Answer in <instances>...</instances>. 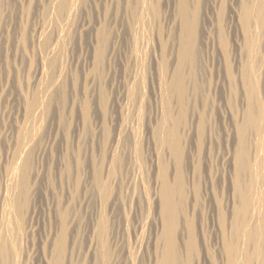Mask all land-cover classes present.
<instances>
[{
	"label": "bare ground",
	"instance_id": "bare-ground-1",
	"mask_svg": "<svg viewBox=\"0 0 264 264\" xmlns=\"http://www.w3.org/2000/svg\"><path fill=\"white\" fill-rule=\"evenodd\" d=\"M74 1L45 0L47 5H45L43 1L42 3L44 4V6L41 2L38 3H41L42 5H39H41L43 8H46V10H48L49 7H52V9L54 8V12H56L57 17H62V19L64 18L65 20H68L76 15L79 5L81 4L82 6V0H76V2ZM201 1L202 0H150L149 3L151 2V5L149 4V7H147L146 9L139 12L137 8L138 6L136 4V7L133 6L135 8L132 10V12H134V15H131L132 13H130L131 16H134L132 19L134 20V22L132 20H129L132 21L133 25H131L132 27L130 26L128 28L126 39L124 37L126 41L125 50L127 51L126 53H124V62L121 59L123 68L121 72L124 73V77L126 78L125 81H127V83H125L124 89H122V93L120 92L119 95L122 102H115L116 104H114L112 107L113 113L111 114H113V118H110L112 119L111 125H109L110 129H108L110 130V135L107 139L108 141L106 145V155L104 154L106 157V161L104 163H106L105 174L107 180L104 191L106 190L105 193L107 194V196L105 195V199L109 200V203L107 202L109 219H103L108 221V226L100 227V225L102 224L98 223L99 219H97V221L94 220L97 218V216H95L96 218H93L91 216L92 221L90 223L87 222L88 225L86 228L84 226L85 232H83L85 233L89 241L92 238L95 239V237L98 236L99 233L105 234L107 236L106 240H104L103 242L104 247H100L104 248V250L102 249L103 251H101L103 255H101L103 257L102 261L106 264H264V226L262 225V222L264 224V201L262 200L263 202H260L261 198L264 196V173H258L259 170L258 172L256 170L257 173L254 172V174L256 173V176H251V178H255L249 181V177L247 178L248 181L245 182V176H247V172L250 170V168H252L250 167L252 166V163H250V159H252L250 156L252 155L249 154V151H251V147L249 148V143H251L249 142L251 141L249 139L250 130L253 127H256L257 131L255 132H258L257 134L259 135V132L263 131L262 129H264V118L262 119L261 117L263 115L259 116L261 113L258 114V110H260L259 108L264 105V97L261 100L259 99L258 93H260L261 91H258V86L256 84H259L260 82L257 83L258 80L255 81L257 72L258 76H261V72L263 71L262 73H264V70L256 67L257 63L255 64L254 62V60L256 61V59H253L254 56L256 57V54L253 56L254 52H256L259 48L263 49L264 51V0H205L206 2H204V4L201 3ZM8 6L9 0H0V15H2L5 10H9ZM131 7L132 5L130 6V8ZM147 10L151 11L155 15L153 22L155 21L156 23V26H154V28L156 27V29H154V31L151 30L153 32L151 37L150 35H148L150 38L147 39V42H143L141 38H143L144 34L141 37L140 27L143 26V24H141V20L143 14L147 13ZM129 24L131 23L129 22ZM125 28L127 29L126 26ZM124 31L126 32V30ZM255 31L258 32L256 33ZM67 32L68 31H66V33ZM255 33L257 34V37ZM35 35V40H37V43L40 46H43V49H45L44 51H41L43 50L41 48V50H39L38 52V55L41 58L40 63H38V70H40L42 67L44 68L43 65L46 64V61L48 60L45 59L46 61L44 63V53H46L48 57H51V62L54 61V56L56 55V52L59 51H57V42L59 41L57 40V37H54L53 34H51L52 36H45V33L42 29H39L37 31V34ZM254 36L256 38H254ZM257 38L258 42H260L259 46L255 45V39L257 40ZM258 42H256V44H258ZM34 43L36 42H33V45ZM109 43L106 41V43L104 42V44L102 43V45L94 49L93 54L97 56V63L95 68L96 70H99V68L104 65V63H106L105 61H107V64L109 66L110 63L114 61V55H116V44H110L109 46ZM257 46L258 49L255 48ZM88 52L90 53V51ZM258 52H261L260 54L262 55V51ZM141 53L144 54V59L142 58ZM59 55L61 56V54ZM257 61L260 62V60ZM253 62L255 65L253 64ZM211 64L214 68H210L216 69L215 71L217 75V81L221 83L222 90L224 92V95L222 94V99L226 101L224 103H222L223 101L221 102L222 118L219 117L220 119H223V122L225 124L224 128H222V133L224 134L225 141L223 145L224 147H222L223 149L220 147L219 134V128L222 123H209L205 109H200L201 111L199 109L197 110V108L191 109V105L188 103L191 102V100H189L190 86L192 85L194 87V90L193 88L191 89L196 92H194L195 94H197L200 86L202 85L200 84L202 80L201 71L203 70V72L205 73V69L207 70L208 68L207 65L210 66ZM255 67L259 70H256ZM144 70L145 72L147 70V72L149 71L150 73H153V75H156V77L158 78L157 82L160 84V86L164 85L163 87L165 89V92L164 89L163 92L166 94L163 100L164 104H162L161 107L162 109L159 108L162 110V116L165 120L162 122L164 124L160 125V120L159 124L157 122V124L155 125L156 127L151 126L150 129V125H148L147 127L143 125L145 128L144 133L142 134L139 131V118L135 116V113L137 110V102L140 100L137 99L139 98L138 89L140 87L141 78L143 77L142 74L144 73H142V71ZM213 72H211V75ZM207 74L209 73H206V76ZM259 79L261 78L259 77ZM216 84H218V82ZM191 89L190 91H192ZM192 92L191 94L193 95ZM195 94L193 95V98H195ZM192 95L190 96V98L192 97ZM207 97L209 96L207 95ZM173 100L176 101V104L174 103L175 105H173ZM77 101H79V99ZM86 102L89 104L88 101ZM138 103H140V101ZM236 104H238L237 108H239V110L237 109L240 114L239 117L234 114L236 112H234V110L236 109L234 105ZM85 106L88 107L87 104ZM174 106H177L176 109ZM43 108H39L35 101H32L27 106L29 114H33L35 112L38 114L40 112V109ZM83 109L84 108H82V110ZM262 109L264 110V108H261V110ZM26 110L24 111L27 112ZM44 110L45 109H43L42 112H44ZM90 111L91 109L89 110V112ZM158 115L159 114L157 113V116ZM19 130L20 131L17 132L18 140L17 138H15V140H17V143L14 152V160L16 158H21L22 154L30 155L31 153L29 154V152L35 147L37 142L36 138L28 134V130L24 132L22 130V127L19 128ZM142 142L147 144L149 148L148 150L150 151V154L149 152L147 154L149 155L148 157H150V160H144L148 161L147 169H145L144 167L142 169V163H140L139 161ZM256 145L257 146L255 148V151H257L256 149L263 150L264 138L262 137L260 141L258 140ZM142 153H144V151H142ZM1 154L3 155L2 152ZM257 157H254V159ZM259 157L261 156L259 155ZM23 158L24 157H22V159ZM255 163H257V161ZM21 166V169H17V166H13L11 170L13 171L17 181H19L18 179L20 178L21 192L19 190V193L17 191H15L14 193L12 192V195L14 197L10 204V213L19 216H23L21 215L23 212L22 210L25 209L24 207L28 201H26V197L30 192L32 183V176H29V170L27 171V165L24 159ZM262 167L260 169H262ZM95 168L98 167L94 166L93 173L91 172V175H89V177L85 176L86 179L88 178L87 180L85 179L86 181L89 182L91 178V182L92 180L95 183L96 181L97 183L100 182V173ZM140 173H142L141 177ZM34 177L36 178V173ZM86 181L85 183H87ZM142 184L145 192L143 198L137 196ZM254 192L257 193L256 196L260 197H256L258 199V202L253 198L255 197ZM17 193L20 195L17 196ZM220 193L223 195H220ZM201 194L203 196L204 204H206V208L209 212V218L206 219L209 221L207 222L209 225L207 223L206 224L212 230H214L211 232H214L215 234V237L213 238L214 242L212 241V245L215 249V255H213L215 256L214 259L211 258L212 256L209 253H206L202 258L199 257L198 259L199 252H201L200 250H198V242L201 241H199L198 239L199 235L197 233L196 217L197 209L201 208ZM6 195V193L5 195H3L4 199ZM220 196H223V198H221V200L223 199V201L220 200ZM85 200L86 199L84 198V201ZM203 200H201V202H203ZM202 207L204 206L202 205ZM104 208H106V206ZM202 209L203 208H201V210ZM70 210L71 208L69 210L62 209V214H60L59 212L61 217L59 215L58 220H54L56 221V223L53 229L51 227L52 230H50L51 232L46 238L45 264H70L71 262H73L69 260L72 259V255L74 253L73 250L74 246L76 245L75 240L78 239L76 237H79L77 232L81 229L80 218L82 216L78 217L79 214L77 215L74 213V211ZM92 211L94 213V210ZM103 213L104 215L107 214L105 213V211ZM127 213H129L128 223L125 220V216ZM91 217H89V219ZM87 219L88 218H86V220ZM86 220L84 219L83 222L85 223ZM210 228H208V230H210ZM205 236L203 237L205 238ZM241 237L245 238V240L243 241L244 243L242 244L240 243ZM5 238L7 239V237ZM9 238L11 239V237ZM209 238L208 239L210 241L211 237ZM92 240L88 244L89 250L92 247ZM0 248V264H15L14 256L11 255L10 251L8 252L6 244L3 246L1 245ZM93 249L95 248L93 247ZM209 250H211V248ZM96 260H98V258L95 259V263L97 262ZM98 262L96 264H98ZM74 264L77 263L74 262Z\"/></svg>",
	"mask_w": 264,
	"mask_h": 264
},
{
	"label": "rangeland",
	"instance_id": "rangeland-1",
	"mask_svg": "<svg viewBox=\"0 0 264 264\" xmlns=\"http://www.w3.org/2000/svg\"><path fill=\"white\" fill-rule=\"evenodd\" d=\"M43 1L42 0H32V1L31 0H9V6H10V7L8 6L9 10L8 11L5 10V12L3 11L4 13L3 14L1 13L2 15H0V21H1L0 22V37H1L0 38V124H1L0 125V151L2 150L1 152L3 153V155H2L0 152V154H1L0 155V171H1L0 172V211H1L0 212L1 213L0 214V219H1V221H0V239H1L0 240V247H1V245L3 246L6 244L8 252L10 251L11 255L14 256L15 264H39V263L45 264L46 238H47L48 234L51 232L50 230L53 229V227L56 223V221H54V220H58L59 215L62 214L61 213L62 209H64V210L68 209L69 210L71 208L70 211H74L75 214H77V215L79 214L78 217H81V216L82 217L80 218L81 229L79 227L80 230L77 232L79 237L78 236L76 237L78 239H76L77 242L75 240L76 245L74 246V250H73L74 253L72 255V259H70L69 261H73V262H71L72 264H74V262L77 264H93V263L96 264L99 260L98 264H106L102 261L103 260V257H102L103 253H101V251H103L104 248H100V247L103 246V242H104V240H106L107 236L105 234H101L98 232L99 233L98 236H96L95 239L92 238L93 240L91 239L92 240V247L89 250L88 244L90 243L91 240L89 241L87 239L85 233H83V232H85L84 229L88 225L87 222L90 223L92 221V217L96 218L95 216H97V218L94 220L97 221V219H99L98 223L102 224V225H100V227L108 226V221H106V220H107V218L109 219V215H108L109 210L107 208L109 200L105 199L107 194L105 193L106 190L104 191V187H106L107 180H106V174H105L106 173V171H105L106 170L105 169L106 163H104V162L106 161L105 155H106V149H107V146H106L107 141H108L107 139L110 135V130H108V129H110L109 125H111V122H112V119H110V118H113V114H111V113H113L112 107L114 104L118 103V101L122 102L120 100L119 95H120V92L122 93V89H124L125 83H127V81H125L126 78L124 77V73L121 72L123 69L121 62L124 60V53H126V51H127V50H125L126 33L128 31V28L131 25H133L132 21L134 22V20H132V19L134 16H131V15H134V12H132V10L136 7V4H137V6H138L137 8L140 12L141 10H144L147 7H149V4L151 5V2L149 3L150 0H147V1L146 0H140V1L139 0H82L81 1L82 6L80 4L79 8L77 9V12H76L77 16L76 15L73 16L72 18L68 19L69 20L68 21V20H65L64 18L62 19V17H60V18L57 17L56 12H54V8L52 9V7H49L51 9L48 8V10H46V8H43L41 6L43 3L45 5H47L45 0H43ZM128 1H130V2L132 1L133 3L131 2L132 3L131 4ZM134 1H135V3H134ZM202 1H201V3L204 4V2H206L207 0L206 1L202 0ZM38 2H41V3L43 2V3L41 4ZM74 2H76V0ZM146 2L148 3V5ZM39 4H41V5H39ZM44 4H43V6H44ZM86 4H89V5H86ZM131 5H132V7L130 8ZM133 6H135V7H133ZM44 9H45V11H44ZM6 11H7V13H6ZM47 11L50 13H48ZM146 12L147 13L143 14L144 17L142 16V20H141V22H142L141 24H143V26L140 27L141 37L144 34L143 38H141L143 40V42H147V39H149L153 33L152 31H154V29H156V27L154 28V26H156V23H155V21L153 22L155 15L151 11L147 10ZM37 13H38V15H37ZM130 13H132V14L130 15ZM40 16H42V17H40ZM43 18H45V19H43ZM58 20H59V22H58ZM129 20H132V21H129ZM129 22L131 24H129ZM143 22L146 24H144ZM125 26L127 27V29L125 28ZM255 27H254V29H255ZM146 28H147V30H146ZM148 28H149V30H148ZM39 29L43 30V32L45 33V36H47V35L52 36L51 34H53L54 37H57V40L59 41V42H57V44H58L57 51L58 50L59 51L56 52V55L54 56V61L51 62L50 61L51 57H48V55H46V53H44L43 54V56L45 57V58L43 57L44 63L47 59L48 60L46 61L47 63L43 65L44 68L42 67L40 70H38V66H39L38 63H40L41 58L38 55V52H39V50H41V48L43 49V46H40L37 43V40H35V38H36L35 34H37V31ZM124 30H126V32ZM66 31H68V32L66 33ZM150 31H151V33H150ZM56 32H58V33H56ZM255 32L257 33L258 31H255ZM256 33H255V35L257 37ZM58 34H59L60 38H59ZM99 35H100V37H99ZM148 35H150V37ZM124 37H125V39H124ZM256 37L254 36V38H256ZM106 38H109V39H106ZM96 40H97V44H96ZM100 41H102V42H100ZM106 41L108 43L110 42L108 44L109 46H110V44L111 45L116 44L115 45V54L116 55H114V59H113L114 61H112L110 63V66L107 64V61H105L106 63H104V65H102L99 68V70H96L95 68H96V63H97V60H96L97 56H95V54H93L94 49H96L98 46L102 45V43L103 44H104V42L106 43ZM33 42H36V43H34V45H33ZM256 42H258V38H257V40L255 39V45L259 46L260 42H258V44H256ZM59 46H60V48H59ZM116 46H117V48H116ZM258 46L255 48L258 49ZM44 50L45 49H43L41 51H44ZM88 51H90V53ZM258 51H262L263 57L260 54L261 52H258ZM256 52H254V54H253V56L256 54V57L255 56L253 57V59L254 58L256 59V61L254 60L255 64L257 63L256 67H259V69L264 70V67H262V66H264L263 65L264 64V62H263L264 61L263 60L264 59V54H263L264 51H263V49L259 48ZM34 54H35V56H34ZM59 54H61V56ZM141 55L143 58L144 54L141 53ZM259 55H261V56H259ZM46 56H47V58H46ZM121 56H123V57H121ZM261 58H262V60H261ZM121 59H122V61H121ZM59 60H61V61H59ZM257 60H260V62ZM254 62H253V64H254ZM258 64H260V65H258ZM207 67H208L207 70L204 67L205 73L203 72V70L201 71V76H202L201 79L202 80H201L200 84H202L201 85L202 87L199 85L201 89L199 88V91L197 92L198 95L195 94L196 93L195 91H193L194 87L192 85L190 86V89L193 88V90L191 89L193 92L190 91V89H189V93H190L189 100H191V102H188V103L191 105V109L192 108H195V109L197 108V110L198 109L199 110L205 109L209 123H214V122H216V124L222 123V125H221L222 127L219 125L220 126V128H219L220 147L222 148V147H224L223 145L225 143L224 134L222 133V131H223L222 128H224L225 124L223 122V119H220V118H222L221 106H222V103H224L226 101H224L222 99V94L224 92L222 90L221 83L219 81H217V75H216V71H215L216 69H211V68H214L212 66V64L210 66L207 65ZM66 69H67V71H66ZM257 69L258 68H256V70ZM96 71H97V73H96ZM210 71L211 72L214 71L212 73L213 76L211 75ZM262 72H261V74H262L261 76H258V72H257L258 78L256 77V79H255V81L258 80L257 83L260 82L259 84H256L258 86L257 87L258 91L262 92V93L261 92L258 93L260 100L263 99V97H264V84H263L264 73H262ZM142 73H143L142 74L143 77L141 78L140 87L138 89L139 98H137L138 100L140 99L139 100L140 103H138L139 101L137 102V106H136L137 110H136L135 116H137V118H139V123H140L139 131H140V133L143 134L144 128H145L144 126L147 127L148 125H150V127H149V129H150L151 126L154 127L157 124V122L159 124L160 120H161V122L165 121L163 116H162V110H161L162 108L161 107H162V104H164L163 100L165 98L166 93H164L165 92V89L163 87L164 85L160 86V84L157 82L158 78L156 77V75H153V73H150L149 71L147 72V70H146V72H145V70L142 71ZM206 73H209V74H207L208 77L206 76ZM62 74H64V75H62ZM151 77H153V78H151ZM259 77L261 79H259ZM60 78H62V79H60ZM93 78H94V80H93ZM198 82H200V81H198ZM217 82H218V84H216ZM261 82H262V84H261ZM95 84H97V85H95ZM61 85H63V86H61ZM156 87H158V88H156ZM163 89H164V92H163ZM191 92L193 93V95L195 94V98H193V95L191 94ZM157 94H159V95H157ZM191 95H192V97L190 98ZM207 95L209 97H207ZM201 96H202V98H201ZM260 96H261V98H260ZM31 97H32V99H31ZM83 97H84V99H83ZM117 97H119V98H117ZM161 97H163V98H161ZM158 98H160V99H158ZM73 99H75V100H73ZM78 99H79V101H77ZM80 99H82V100H80ZM175 100H173V105L176 104ZM32 101H35L39 108L44 107L43 108V109H45L44 112H42L43 109H40V112L38 114L36 112L33 114H29L27 106ZM86 101H88L89 104ZM156 102H157V104H156ZM60 103H61V105H60ZM46 104H47V106H46ZM86 104L88 107L85 106ZM89 105L91 108L89 107ZM234 106L236 108L234 110V112L236 111L234 114L237 117H239L240 114L237 111V109L239 110V108H237L238 104H236ZM174 107L176 109L177 106H174ZM215 107H217V108H215ZM82 108H84V109L82 110ZM159 108H161V109H159ZM261 108H264V105L259 108L260 110H258V114L261 113L259 116H261V115L264 116V114H263L264 110L263 109L261 110ZM90 109H91V111L89 112ZM157 109H158V111H157ZM24 110H26L27 112H25ZM156 111L159 114L158 116H157ZM64 112H66V113H64ZM87 114H89V115H87ZM110 115H112V116H110ZM263 116H261L262 119L264 118ZM156 117H158V118H156ZM53 120H55V121H53ZM143 120H145V121H143ZM57 122H58V124H57ZM148 122H150V123H148ZM161 122H160V125L164 124L163 122L162 123ZM96 126H97V128H96ZM21 127H22V130L24 132H26L28 130L27 131L28 134L30 136H33L34 138H36L37 142H36L35 147L33 148L34 150L32 149L29 152V154L31 153L30 155H27V154L23 155L22 154L21 158H16L14 160V158H15L14 152H15L16 143L18 140L17 132L20 131L19 128H21ZM80 129H81V131H80ZM256 129H257L256 127H253L249 133L250 134L249 139L251 140V141H249V142H251V143H249V148L251 147L250 148L251 151H249L250 152L249 154L252 155L250 157L254 161L252 159H250L251 160L250 163H252V166H250V167H252V168H250V170L247 172L250 176L248 174H247L248 177L245 176L246 177L245 182L248 181L247 178H249V177H250L249 181L251 179L255 178V177L251 178V176H256V173L258 172V170H259L258 173H260V172L264 173V168H263L264 167V149L263 150L262 149H260V150L256 149L257 151H255V148L257 146L256 144H257L258 140L260 141V139H262V137L264 138V129H262L263 131L259 132L260 133L259 135L257 134L258 132H255V131H257ZM31 130L33 133L31 132ZM82 130H84L87 134ZM73 133H75V134H73ZM36 134H38V135H36ZM82 135H83V137H82ZM15 138H17V140H15ZM221 138H223V139H221ZM46 142H47V144H46ZM39 144H40V146H39ZM146 146H147V144L142 142L141 148H140V150H141L140 156H139V161H140V163L143 164V165L141 164L142 169H143V167L145 169H147V167H148V164H147L148 161H144V160H147V159L150 160V157H148L149 155H147L148 152L150 154V151L148 150L149 149L148 146L147 147ZM142 147L143 148L145 147V148L143 149ZM142 151H144V153H142ZM260 151H261V153H260ZM252 152H253V154H252ZM254 153L256 154V156ZM262 153H263V155H262ZM259 155L261 157H259ZM27 156H29V157H27ZM22 157H24L23 159L26 162L27 171L29 170L28 171V173L30 174L29 176H32V183H31V187H30V192L26 197V201L27 200L28 201L24 207L25 209L26 208H28V209H26V212H25V209H23L22 210L23 212L21 214L23 216H19V215H13L10 213V204H11L12 199L14 197L12 195V192L14 193L15 191H17V192H18V190L20 191V178L18 179L19 181H17L13 171H11V170H12L13 166L14 167L17 166L16 167L17 169L22 168V166H23V165L21 166V164L23 163ZM73 157H75V158H73ZM254 157H257L258 160H257V158H255L256 159L255 160ZM256 161H257V163H255ZM145 162H146V166H145ZM258 162L259 163L261 162V163L259 164ZM16 163H18V164H16ZM253 163L256 165H254ZM72 165H74V166H72ZM253 165L256 167H254ZM94 166L98 167L95 169H97V171H99V173H100L99 174V180L100 179L101 180L98 183H97V181L95 183L93 180L91 182V178H90L89 182L86 181L88 179V178L86 179V177H89V175H91V172L93 173ZM261 167H262V169H260ZM65 168H67V169H65ZM256 170H257V172H256ZM254 172H256V173L254 174ZM35 173H36V178L34 177ZM79 173H81V174H79ZM88 173H90V174H88ZM7 175H9V176H7ZM66 175L68 177V180H67ZM62 176L64 177V179ZM79 176L81 179L79 178ZM141 176H142V173H140V177ZM34 179L35 180L38 179L40 181H38V180L35 181ZM85 181L87 183H85ZM14 182L17 184H15ZM90 183H91V185H90ZM5 190H6V192H5ZM35 192H36V194H35ZM47 192H49V193H47ZM5 193L7 194L6 197L7 196L8 197L7 198L5 197V199H4L3 195H5ZM18 193H17V196L20 195ZM254 193H255L254 194L255 197H253V198L255 201L258 202V199L256 197H258V198H260V197L256 196L257 195L256 192H254ZM144 194H145V192H144V187L142 184L140 186V191H139V194L137 196H140L141 198H143ZM220 195H223V194L220 193ZM83 197L86 199L85 201H84ZM67 198H68V200H67ZM219 198L221 200V198H223V196H220ZM262 198H261L260 202L264 201V196ZM109 199H110V197H109ZM63 200H65V201H63ZM201 200H203L202 194H201V198H200V206L203 209L201 210V208L199 206L200 209H197V217H196L197 233L199 235L198 239H199V241H201V242H198V246L199 247L201 246L200 249L198 247V250L201 251V252H199L198 259H199V257L202 258L206 253H209L212 257L210 255L209 256L212 259H214L215 256H213V255H215V251H214L215 249L212 245L213 244L212 241L214 242L213 238L215 237L214 236L215 234H214V232L213 233L211 232L214 230H212L208 226L209 224L207 222H209V221L206 219L209 218V212L206 208V204H204V200H203V202H201ZM221 201H223V199ZM65 202H66V204H65ZM79 204H80V206H79ZM61 205H63V206H61ZM202 205L204 207H202ZM105 206H106V208H104ZM204 208H205V210H204ZM92 210H94V213ZM104 211H105V213H107V214H105L106 216L103 213ZM59 212H60V214H59ZM7 214L11 215L12 217L7 215ZM26 214H27V216H26ZM100 214H101V216H100ZM207 214H208V216H207ZM85 215H87V216H85ZM13 216H15V217H13ZM8 217H10V218H8ZM60 217H61V215H60ZM89 217H91V218L89 219ZM201 217L202 218L204 217V218L202 219ZM86 218H88V219L86 220ZM103 218H105L106 220ZM84 219L86 220L85 221L86 224L83 222ZM125 220L128 223L129 213L126 214ZM100 221H102V222H100ZM103 221H104V223H103ZM202 222H204L205 224ZM262 225L264 226L263 222H262ZM84 226H85V228H84ZM51 227H52V229H51ZM206 227H207V229H206ZM203 228L205 231L203 230ZM208 228H210V230H208ZM201 232H203L204 234ZM203 236H205V238ZM5 237H7V239ZM9 237H11V239ZM206 237H207V239H206ZM209 237H211L210 241H209V239H210ZM203 238H204V240H203ZM242 238L243 237L240 238V240L242 241V242L240 241L241 244L244 243L243 241L245 240V238H243V240H242ZM80 240H82V241H80ZM210 242H211V246H210ZM93 247L95 249H93ZM210 248H211V250H209ZM77 252H78V254H77ZM93 252H94V254H93ZM80 253H81V255H80ZM200 253H201V255H200ZM95 254H96V256H95ZM96 258H98V260H96L97 262L95 263ZM263 258H264V255H263ZM87 261H88V263H87ZM91 261H92V263H91ZM255 264H257V263H255Z\"/></svg>",
	"mask_w": 264,
	"mask_h": 264
}]
</instances>
